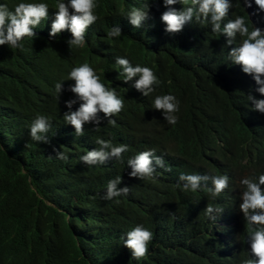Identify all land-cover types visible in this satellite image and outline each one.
<instances>
[{"label":"trees","instance_id":"obj_1","mask_svg":"<svg viewBox=\"0 0 264 264\" xmlns=\"http://www.w3.org/2000/svg\"><path fill=\"white\" fill-rule=\"evenodd\" d=\"M132 4H138V0H99L100 20L91 26L87 39L93 45L101 43L103 53L86 46L72 54L66 50L62 55L59 47L45 43L46 35L27 43L22 53L0 47V264H205L204 261L236 264L237 254L243 255V245L237 240L244 231L239 217L218 244L191 253L187 249L199 233L193 200H181L166 179L150 183L127 178L125 164L119 161H109L94 169L108 180L122 176L124 185L120 187L128 186L129 193L118 198L119 203L101 200L97 194L101 193L102 179L95 170L79 161V156L90 147L83 138L69 135L62 115L67 111L64 100L72 94L65 91L58 105L53 99L54 83L73 64L87 59L96 61L97 66L104 69L101 79L110 85L117 75L110 72L112 57L127 52L134 62L158 71L165 69L170 76L178 72L180 59L186 57L188 66L181 64L179 70L180 89H172L184 105L182 115L192 112L183 96L204 102L208 108L221 103L237 108L243 121L239 126L243 139L263 146L246 150L240 142L228 139L217 149L218 162L215 163L230 169L238 183L242 176L264 171V133L255 126V112H249L242 105L244 93L254 81L240 71L232 75L236 82L229 86L207 70L192 67L191 63L203 56L202 43L187 33L166 34L160 22L164 9L158 0H150V19L141 29L156 35L157 48L153 51L135 36L142 31L136 34L119 14L121 8ZM115 23L120 24L124 34L120 45L101 38ZM70 83L66 81L65 88ZM116 84L121 87L119 93L125 101L121 116H125L126 122L139 133L155 123L153 119L135 117V106L142 98L140 93L121 81H115L114 86ZM37 114L53 118L50 135H55L50 145L30 141L27 129ZM91 128L89 126L88 131H92ZM189 130L193 137H198L196 122ZM143 137L151 147L159 151L166 149L161 155L166 165L162 173L167 177L174 172L172 163L181 149L196 152L197 141H200L184 140L179 147L162 145V148L150 134L144 133ZM203 140L208 147L212 146ZM53 146L68 153L70 159L66 163L56 160ZM127 155L124 154V159ZM139 223L153 232L154 239L147 258L138 262L131 260L130 251L121 246V237Z\"/></svg>","mask_w":264,"mask_h":264},{"label":"clouds","instance_id":"obj_2","mask_svg":"<svg viewBox=\"0 0 264 264\" xmlns=\"http://www.w3.org/2000/svg\"><path fill=\"white\" fill-rule=\"evenodd\" d=\"M158 1L164 9L160 22L166 34L187 33L202 43L203 56L191 63L192 67L207 70L229 86L236 82L232 75L240 71L254 81L247 93L242 92V105L249 112H255V126L264 133V0ZM98 7L99 0H14L12 3L0 0V47L22 53L27 43L46 35L45 43L59 47L58 52L62 55L66 50L72 54L86 46L103 53L101 43L93 45L87 39L91 26L100 20ZM150 7V0H138V4L121 8L119 14L136 34L142 31L135 36L155 51L156 35L141 30L150 19ZM103 33L102 40L121 44L124 34L119 23L112 24ZM181 64L188 66L186 57L180 59L178 72L170 76L165 69L158 71L147 64L134 62L127 52L112 57L110 72L117 73L115 81L129 85L142 97L135 106V117L155 120L141 133L121 116L125 110V101L119 93L121 87L114 86L112 80L110 85L103 82L101 74L105 75V72L96 61L86 59L73 64L54 83L53 99L59 105L65 91L72 94L64 100L67 111L63 112L62 119L69 135L75 139L83 138L90 147L79 156V161L95 170L102 179L103 187L97 194L99 199L119 203L118 198L128 195L129 187H120L124 185L122 176L108 180L94 169L109 161L124 162L127 178L150 183L166 179L181 200H193L199 233L188 247L189 252L196 253L218 244L239 217L244 231L237 240L243 245V255L237 254L236 264H264V171L242 176L238 183L230 169L215 163L218 162L217 149L228 139L240 142L246 150L263 145L243 139L239 132L243 121L237 108L229 104L208 108L200 97L203 103L183 96L192 112L182 115L184 105L172 93L174 87L180 89ZM66 81L72 83L65 88ZM194 122L198 125V137H193L189 130ZM53 126V118L37 114L27 129L30 141L50 145L55 135H50ZM89 126L92 131H88ZM144 133L166 148L179 147L184 140L200 141L196 140V152L181 149L178 157L174 155V172L167 177L162 173L166 165L161 155L166 149L159 151L151 147L143 137ZM203 139L212 146L208 147ZM53 151L56 160L66 163L70 159L63 150L53 146ZM125 153L128 155L124 159ZM153 239V232L139 223L123 234L121 246L130 251L131 260L139 262L147 258Z\"/></svg>","mask_w":264,"mask_h":264},{"label":"water","instance_id":"obj_3","mask_svg":"<svg viewBox=\"0 0 264 264\" xmlns=\"http://www.w3.org/2000/svg\"><path fill=\"white\" fill-rule=\"evenodd\" d=\"M248 11L250 12L251 10L249 9Z\"/></svg>","mask_w":264,"mask_h":264}]
</instances>
